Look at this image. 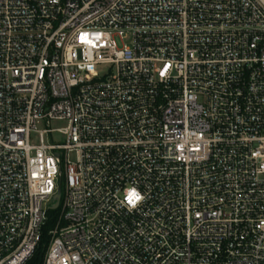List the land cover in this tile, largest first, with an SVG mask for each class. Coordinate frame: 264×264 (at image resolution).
<instances>
[{
  "label": "built area",
  "instance_id": "1",
  "mask_svg": "<svg viewBox=\"0 0 264 264\" xmlns=\"http://www.w3.org/2000/svg\"><path fill=\"white\" fill-rule=\"evenodd\" d=\"M59 190L44 264H264V0H0V264Z\"/></svg>",
  "mask_w": 264,
  "mask_h": 264
},
{
  "label": "trees",
  "instance_id": "2",
  "mask_svg": "<svg viewBox=\"0 0 264 264\" xmlns=\"http://www.w3.org/2000/svg\"><path fill=\"white\" fill-rule=\"evenodd\" d=\"M59 216V209L48 211V220L43 228L42 238L40 243L32 256L25 264H44L45 254L50 241V230L54 227Z\"/></svg>",
  "mask_w": 264,
  "mask_h": 264
},
{
  "label": "rangeland",
  "instance_id": "3",
  "mask_svg": "<svg viewBox=\"0 0 264 264\" xmlns=\"http://www.w3.org/2000/svg\"><path fill=\"white\" fill-rule=\"evenodd\" d=\"M66 125L65 122H52V127L53 128H59V127H64ZM40 129H42L43 127L39 126ZM53 140L54 142H61L62 141V137L59 134H55L53 135V138H50L48 135L46 136V142ZM72 159H74V156H72Z\"/></svg>",
  "mask_w": 264,
  "mask_h": 264
},
{
  "label": "water",
  "instance_id": "4",
  "mask_svg": "<svg viewBox=\"0 0 264 264\" xmlns=\"http://www.w3.org/2000/svg\"><path fill=\"white\" fill-rule=\"evenodd\" d=\"M60 199H61V191L59 190L58 193L55 196V203L54 205L51 207L52 210H57L60 204Z\"/></svg>",
  "mask_w": 264,
  "mask_h": 264
}]
</instances>
